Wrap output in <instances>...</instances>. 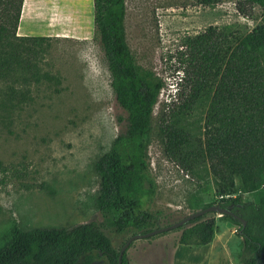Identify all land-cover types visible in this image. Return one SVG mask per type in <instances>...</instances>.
Here are the masks:
<instances>
[{
  "label": "rangeland",
  "instance_id": "1",
  "mask_svg": "<svg viewBox=\"0 0 264 264\" xmlns=\"http://www.w3.org/2000/svg\"><path fill=\"white\" fill-rule=\"evenodd\" d=\"M23 1L20 34L45 40L28 56L37 66L38 82L23 83L15 76L0 81V244L13 223L22 229L95 223L119 250L139 233L129 229L118 234L103 226L113 216L95 206L99 179L93 163L124 132L126 114L110 87L93 0ZM2 2L0 26L7 29L12 46L20 41L5 22ZM260 17V8L244 0H215L211 5L198 0H125L124 39L130 54L139 67L163 83L147 146L155 193L142 206L157 217L153 230L198 211L192 209L196 201L218 205L213 204L218 198L212 181H195L169 161L159 133L167 124L179 122L197 129L204 122L207 100L190 112L183 109L182 91L185 96L187 87L180 84V78L189 58L188 39L223 27L243 35L260 24ZM8 86L27 96L14 93L9 101L5 97ZM252 199L250 194L241 195L242 202ZM204 219L215 221L208 245L179 244L182 229L178 228L133 241L125 251L128 263L243 264L238 226L213 212L204 214ZM92 255V264H108L105 258Z\"/></svg>",
  "mask_w": 264,
  "mask_h": 264
},
{
  "label": "trees",
  "instance_id": "2",
  "mask_svg": "<svg viewBox=\"0 0 264 264\" xmlns=\"http://www.w3.org/2000/svg\"><path fill=\"white\" fill-rule=\"evenodd\" d=\"M22 1L2 2L5 22L20 42L11 46L7 29L0 26V81L13 76L23 83L39 81L37 66L28 56L45 38L16 35ZM198 2L211 5L215 0ZM244 3L261 10L260 24L251 31L235 35L228 27L219 32L208 29L187 41L189 58L180 78V84L187 87L185 96L182 91L183 109L190 112L207 100L203 124L197 129L179 122L167 124L159 133L166 158L195 181L211 180L218 198L213 204L224 208L231 205V211L240 218L223 215L224 220L238 226L243 264H264V0ZM93 9L110 87L126 114L124 132L93 163L99 179L95 206L113 216L103 226L115 233L129 229L147 233L157 222L155 215L142 210L144 199H151L155 193L147 146L153 108L163 83L139 67L130 54L124 39L125 0H93ZM25 42L29 46H24ZM14 93L8 86L5 97L10 101ZM243 194L253 199L242 202ZM210 206L196 201L192 209ZM180 229L179 244L202 247L211 243L215 221L202 215ZM119 250L95 223L30 229L13 223L0 244V264H92L93 253L108 264H118ZM119 264H129L125 252Z\"/></svg>",
  "mask_w": 264,
  "mask_h": 264
},
{
  "label": "water",
  "instance_id": "3",
  "mask_svg": "<svg viewBox=\"0 0 264 264\" xmlns=\"http://www.w3.org/2000/svg\"><path fill=\"white\" fill-rule=\"evenodd\" d=\"M210 212L220 214V215H228L233 219H239L240 220V218L231 211L230 207L224 208V207H220L219 205H212V206L207 207L205 209L198 210L194 213L187 215L183 219H181V220H179V221H177V222H175L169 226L159 228V229H155V230H151L147 233L135 234L132 237H130L119 250L118 264L120 263L124 252L126 251V249L129 247V245L133 241L140 240V239H147V238H150V237L155 236L157 234H161V233H164L167 231L178 229L180 227L187 225L192 219L197 218L199 216H202L204 214L210 213ZM242 223H243V225L245 224L244 221H242Z\"/></svg>",
  "mask_w": 264,
  "mask_h": 264
},
{
  "label": "crops",
  "instance_id": "4",
  "mask_svg": "<svg viewBox=\"0 0 264 264\" xmlns=\"http://www.w3.org/2000/svg\"><path fill=\"white\" fill-rule=\"evenodd\" d=\"M21 15H22V14H21ZM20 19H21V16L19 17V25H17V26H18V30H17V28H16V30H17V36H18V37H28V36H30V35H23V34H20V32H19V31H20V24H21V23H20V22H21Z\"/></svg>",
  "mask_w": 264,
  "mask_h": 264
},
{
  "label": "flooded vegetation",
  "instance_id": "5",
  "mask_svg": "<svg viewBox=\"0 0 264 264\" xmlns=\"http://www.w3.org/2000/svg\"><path fill=\"white\" fill-rule=\"evenodd\" d=\"M229 207L232 209V206H231V205H229ZM229 207H228V208H229Z\"/></svg>",
  "mask_w": 264,
  "mask_h": 264
}]
</instances>
